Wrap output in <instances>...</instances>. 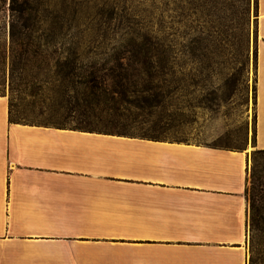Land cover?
<instances>
[{
    "label": "crops",
    "instance_id": "1",
    "mask_svg": "<svg viewBox=\"0 0 264 264\" xmlns=\"http://www.w3.org/2000/svg\"><path fill=\"white\" fill-rule=\"evenodd\" d=\"M257 12L264 148V0ZM9 109L0 94V264H248V147L12 122Z\"/></svg>",
    "mask_w": 264,
    "mask_h": 264
},
{
    "label": "rangeland",
    "instance_id": "2",
    "mask_svg": "<svg viewBox=\"0 0 264 264\" xmlns=\"http://www.w3.org/2000/svg\"><path fill=\"white\" fill-rule=\"evenodd\" d=\"M46 1L51 6L53 2L64 6L66 0ZM135 1L159 5L164 88L151 90L148 100L137 99L132 93L130 97L135 100L124 101L117 110L112 104L92 108L83 99L80 103L75 100L78 92L91 89L86 88L85 80L95 68L92 61L99 60L100 66L111 58V53L100 50L104 44L111 46L117 41L119 30L114 24H102L100 29L87 23L68 29L65 24L56 39L38 30L12 40L8 0L5 6L0 3V94L8 97L9 105L14 103V117L43 124L248 147L251 177L253 152L261 148L255 142L260 40L256 0ZM75 40L81 46L94 40L92 45L99 48L80 55L79 65L73 68L69 60L75 53L69 47ZM70 77L75 83L69 81ZM117 89L97 88L119 97ZM154 90H161L164 96L157 98ZM62 91L69 92L72 100L54 102ZM257 164L258 174L264 175V153L258 154ZM251 192L249 180L248 264H264V238L255 233L253 241L252 236Z\"/></svg>",
    "mask_w": 264,
    "mask_h": 264
},
{
    "label": "trees",
    "instance_id": "3",
    "mask_svg": "<svg viewBox=\"0 0 264 264\" xmlns=\"http://www.w3.org/2000/svg\"><path fill=\"white\" fill-rule=\"evenodd\" d=\"M0 3L5 6L7 0H0ZM49 3L46 0H8L6 10L9 12L11 39L31 36L38 30L47 32L50 38L56 39L63 32L65 24L68 29L82 23L97 26V29L102 24H109L110 27L114 24L119 30L117 41L111 46L104 44L100 50L111 53V58L104 60L100 66H97L99 60L92 61L94 74L91 72V77L85 80L86 88L91 89L78 92L75 96L77 102L80 103L83 99L92 108L112 104L117 110L124 101L135 100L130 97L132 93H136L137 99L148 100L151 90L164 88L163 18L161 12L157 11L158 4L135 0H66L64 6H60L58 2H53L52 6ZM75 35L76 33L73 36ZM93 42L94 40H89L88 45L81 46L75 40L70 44L69 48L75 53V57L69 60L73 68L79 65L80 55L98 50L99 47L92 45ZM74 79L70 77L69 81L75 83ZM97 88H118L116 93L119 97L114 93L99 92ZM153 94L157 98L164 96L161 90H154ZM72 98L69 92L62 91L53 101H71ZM13 105V102L9 105V118L10 121L17 122L20 120L14 117ZM260 153H264V148L253 152V167L249 177L252 184L250 220L253 241L255 233H260V239L264 238V175L258 174L257 164Z\"/></svg>",
    "mask_w": 264,
    "mask_h": 264
},
{
    "label": "water",
    "instance_id": "4",
    "mask_svg": "<svg viewBox=\"0 0 264 264\" xmlns=\"http://www.w3.org/2000/svg\"><path fill=\"white\" fill-rule=\"evenodd\" d=\"M249 166H250V156H249Z\"/></svg>",
    "mask_w": 264,
    "mask_h": 264
}]
</instances>
